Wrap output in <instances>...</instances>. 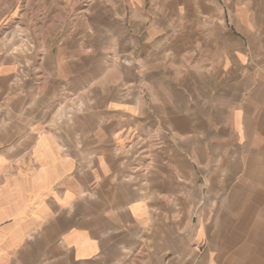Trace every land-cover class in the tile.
<instances>
[{"label":"crops","instance_id":"obj_1","mask_svg":"<svg viewBox=\"0 0 264 264\" xmlns=\"http://www.w3.org/2000/svg\"><path fill=\"white\" fill-rule=\"evenodd\" d=\"M29 4L37 45L0 38V264H264V0Z\"/></svg>","mask_w":264,"mask_h":264},{"label":"rangeland","instance_id":"obj_2","mask_svg":"<svg viewBox=\"0 0 264 264\" xmlns=\"http://www.w3.org/2000/svg\"><path fill=\"white\" fill-rule=\"evenodd\" d=\"M28 1L30 0H0V29L1 26L3 27L2 31H0V38L3 36L5 41L8 40L10 46H22L25 51L34 48L38 43V39L30 36L29 32H20L16 34L15 30L17 29L18 16L16 20H14L12 16L14 17L16 15V9L18 10L21 8V10H25V14L27 13L28 17L30 16V19L33 16L34 10L31 4L28 6L29 9L28 7L26 8L25 5L28 4Z\"/></svg>","mask_w":264,"mask_h":264}]
</instances>
